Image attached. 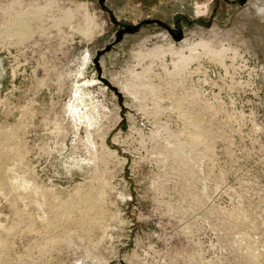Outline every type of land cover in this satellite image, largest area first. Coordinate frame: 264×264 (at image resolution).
<instances>
[{
  "label": "rangeland",
  "instance_id": "obj_1",
  "mask_svg": "<svg viewBox=\"0 0 264 264\" xmlns=\"http://www.w3.org/2000/svg\"><path fill=\"white\" fill-rule=\"evenodd\" d=\"M0 264H264V0H0Z\"/></svg>",
  "mask_w": 264,
  "mask_h": 264
},
{
  "label": "water",
  "instance_id": "obj_2",
  "mask_svg": "<svg viewBox=\"0 0 264 264\" xmlns=\"http://www.w3.org/2000/svg\"><path fill=\"white\" fill-rule=\"evenodd\" d=\"M157 22H159V23H163L162 21H160V20H156ZM177 39H180V37H178Z\"/></svg>",
  "mask_w": 264,
  "mask_h": 264
}]
</instances>
